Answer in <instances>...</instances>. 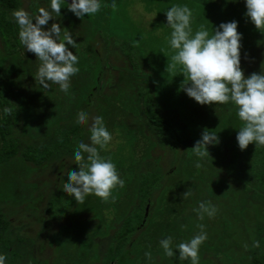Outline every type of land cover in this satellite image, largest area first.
I'll list each match as a JSON object with an SVG mask.
<instances>
[{"label":"rangeland","instance_id":"obj_1","mask_svg":"<svg viewBox=\"0 0 264 264\" xmlns=\"http://www.w3.org/2000/svg\"><path fill=\"white\" fill-rule=\"evenodd\" d=\"M37 1L39 0H35V3L29 9L28 3L30 1L23 0V8L32 14H36L41 7L39 3H36ZM45 1H48L47 5L45 4L42 7L50 10L51 0ZM116 3L120 6H118L119 11H117L116 19L113 22L93 18L92 16L84 21L71 19L70 22L67 21L66 15H64L63 20L55 22L59 23L61 28L64 29L65 27L71 32L73 39L77 42L73 49L80 51L82 58V60H78L77 65L80 72L71 77L68 93L61 91L57 84L49 82L50 87L45 89L36 81L35 75L40 61L34 53L27 52L28 54H26V50L22 48L19 49L18 53L12 55H0V64L8 74L10 64L19 66L22 65L24 59H27L29 65L32 66L33 73L30 78H27L28 81H23L22 93L24 92L25 98L31 94L35 97V94H33L35 89L38 92V88L41 87L45 95L43 99L47 100V103L41 98L37 101V103H42L43 111H40L37 105H29L26 119L27 127L25 126L27 132L24 129H17L18 132L16 133V136L22 140V147L25 148L30 143H43L54 139L52 137L55 136L52 133L54 122L58 118L65 117L68 114L71 115V112L76 113L71 115V117L76 118L80 111L88 112L90 116H102L104 117V124L113 139L108 145L107 151L101 150V156L111 158L121 179L125 181L124 188L118 187L113 192L117 197L115 202H110V204L107 202L106 204L94 194L89 195L86 197L83 206L79 207L77 205V208L74 207L70 221L62 219L53 224L58 226L53 239V245L58 255L55 264H94L101 251H98L97 246L94 245L93 235H97L98 232L103 234L102 227H106L110 223L108 220H104L101 227L98 229H94V227L90 230L89 222L80 214L84 212V209L78 213L79 210L85 206H90L94 208L95 216L102 221L104 217L107 218L109 213L113 215V220H120L128 210L130 211L131 207L138 205L137 187L146 185L147 180L145 181V178L149 175L151 179L154 178V175L145 169L148 166H152V169L155 168V163L159 160L158 157L156 159L157 150L164 147L167 151L165 159L170 160L169 163L172 165V167L168 166L167 171L173 167L176 168L173 173H169V175L172 174V181L169 178L167 186L160 191V195L162 194L160 200L163 204L165 203L166 210L162 214L157 213L148 233L144 237L137 238L134 242V249L132 250L134 256L126 264H189V260H179V252L176 246L198 234L200 231L197 227L198 224L205 225L204 231L208 237L200 247L199 253H201L202 247L217 249L221 246L217 249V255H206L207 258L209 256V259L213 258V262H216L222 256L225 257V250H228L230 256L227 257H231V264H253L255 260L257 264H264V255L261 254V252L264 253V242L259 247H252L253 242L258 241V238L263 236L264 239V180L260 178H264V146L256 147L255 143H252L246 150L242 151L236 139L239 128L242 126V121L237 115L236 106L231 102L228 104L201 105L181 89L185 78L180 73L179 66L171 72L166 71L168 57L170 63V57L174 54V50L169 44L172 30L167 25L166 10L173 5L180 4L175 0H116ZM68 4L63 1L61 7L63 14L71 12L68 10ZM233 10L235 12L240 11V9ZM53 15L55 17L56 14ZM10 18L13 19V17ZM195 18L194 15L192 22L194 31L199 28V25H197L196 29ZM224 20V16L213 14L210 17L209 24H206L210 34L222 22L239 21L233 17L227 18L226 22ZM54 21H57V19L50 20L45 28L50 27ZM76 21L78 24L75 28ZM66 22L68 23L65 24ZM8 27L12 28V31L19 30L17 24L0 23V36H2L5 46H7L3 54L15 51L11 44L15 40L12 35L9 38ZM84 27H86L85 30H83ZM238 32L242 34L241 68L246 76L253 72L259 73L261 65L264 63V49L252 45L251 39L253 37L248 36L247 26L244 22H238ZM109 36L112 40L108 43L105 38ZM262 41H264V38ZM73 49V53L76 54ZM96 50L100 51L105 58L108 52L110 54L108 60L113 64V68H126L127 73H130V75L125 74L123 77L121 75L122 71L117 73L112 68L106 69L104 71L105 77L103 76L104 86H100L99 79L103 72L104 63L100 58V54H94ZM123 73L126 72L123 71ZM151 75L154 77L149 78ZM158 83L160 86L156 87ZM3 84L5 83L3 82ZM165 84V90H163ZM4 90L5 92L10 91L8 84L7 86L5 84ZM79 91L81 95L77 94ZM66 94L67 96L71 94L72 97L70 99L64 98ZM7 95L8 93H6ZM11 98H13L12 95L8 97L9 100ZM13 100L14 103L10 107L14 111L12 114L16 117L18 116L19 103L15 99ZM26 100L31 101L30 98H26ZM140 100L147 102L150 100V104H147L144 108L146 109L145 113L138 112L136 108L135 101ZM152 101L156 103L155 109L160 108L164 111L163 114H165L167 120L162 122L168 126L166 134L179 133L180 130H183L181 126L185 130L187 126L191 131L187 136L185 134L182 136L180 147H178V142H172L177 141V136L175 138L171 136L169 141L165 134L161 142L160 137L154 133L156 131L154 130L155 126L151 125V112L154 110ZM123 102H126L124 108ZM111 108L112 110H109ZM113 108H116V110H113ZM123 109H126V111ZM178 109L180 110L179 113ZM3 112V108L0 107V115L3 116ZM111 115H114L113 119H110ZM172 123L174 126L170 127L169 130ZM43 125H46L45 130L42 129ZM205 129L217 133L219 143L209 145L210 155L200 159L193 153L192 147L195 146L197 140L202 139L201 134ZM84 131V142L89 143L88 125H84ZM41 132L47 136L37 137ZM29 137L36 139L33 141ZM0 140L3 144L4 141L1 136ZM75 146L78 147L76 144ZM172 146L171 151L169 147ZM65 158L66 163L62 169L55 167L61 172V175L62 173L65 175L72 169L78 170V168H71L74 165L78 167L74 162V156H65ZM148 158L151 160L147 161ZM198 160L202 165L200 168L194 166ZM53 165L54 163H51L50 167L44 170V166L39 167L34 163L18 160V158L0 163V211L3 212L2 206L8 207L4 212V219L8 216L7 213H10L12 222L18 225L17 222L23 218L22 215L24 214L25 217L27 215H25L26 210L20 211L16 207L28 209L34 207L33 204H35V206H39L35 208L42 209L38 215L41 220L39 222L42 223L41 226H46L47 217L44 210L48 206V201L49 209H52V212L50 211L51 216H60V211L65 210L62 205L64 203L59 204L57 200L55 201V196L50 200L47 196L50 185L57 180L56 176L60 174L55 172ZM144 170L146 171L145 174H143ZM158 173L162 175L164 171H157L155 176ZM254 175L255 177H253ZM142 179L143 182L145 181L144 184L141 183ZM213 180L215 181L213 182ZM229 180L230 183L228 184ZM214 183L226 191L227 201L232 205L230 212L233 217L225 209L221 194L218 198H215L217 200L216 204L211 203L217 209L213 217L205 215L203 220L197 219L195 217L197 212L193 210L189 211L184 217L189 207L201 200L202 193L216 196L212 192ZM227 184L230 185L229 191ZM186 191H190L191 195L184 198L182 194ZM220 191L221 189L217 190V192ZM240 191L242 194L244 193L242 199ZM8 198L13 201L8 205H3L2 200L6 201ZM9 207H13V209ZM103 207H116L117 209H110L106 213L104 212L106 209L102 211ZM43 218H45V221H42ZM52 222H50V225ZM62 224L64 225L62 226ZM242 228L245 230H240ZM18 229L19 235H15V237L0 233V242H11V246L16 249V254H18V250L26 249V244L23 245L29 242H26L25 235L31 234V231L25 232L22 228ZM169 236L173 238L172 247L176 253L171 258L164 254V250L160 246V241ZM22 237H24V242H20ZM226 237H232L236 239V242L229 243ZM112 239H115L114 236H112ZM58 240H62V242ZM119 243L123 244L122 242ZM225 244L228 245L225 246ZM245 245H248V247L245 248ZM116 249V242H109L104 252L105 263L111 261L112 255H114L112 251H116ZM120 250L121 248L117 249L118 252ZM146 252H151V259L145 256ZM28 255L33 254L28 253ZM12 256L11 253L8 255L10 258ZM46 264L48 263L46 262ZM218 264L223 263L220 261Z\"/></svg>","mask_w":264,"mask_h":264},{"label":"clouds","instance_id":"obj_2","mask_svg":"<svg viewBox=\"0 0 264 264\" xmlns=\"http://www.w3.org/2000/svg\"><path fill=\"white\" fill-rule=\"evenodd\" d=\"M62 3L63 0H51L50 10L40 7L36 14L18 8L12 12V17L18 25L21 45L40 61L36 81L45 89L50 87L49 82L57 84L61 91L68 93L71 77L80 72L78 56L69 47L75 48L76 41L67 28L62 30L59 23L54 22L45 28L55 18L54 13L61 14ZM67 7L77 17L84 18L86 14L91 16L98 13L102 4L100 0H72ZM111 7L117 9L115 0ZM246 8V16L258 30L264 32V0H246ZM166 17L167 25L172 30L169 44L174 50L170 63L168 57L166 71L171 72L179 66L185 78L181 89L199 104L231 102L236 106L237 115L242 121L236 139L242 151L252 143L256 147L264 146V63L259 73L245 75L241 68L242 34L238 32V22H222L211 34L204 24L194 31V14L186 4L171 6L166 10ZM3 111L11 115L13 109L5 107ZM76 123L88 125L90 142H79L74 152L78 170L72 169L67 173L68 182L64 183L63 191L73 196L78 204L84 203L86 197L92 194L104 202H115L117 197L113 192L118 187L124 188L125 181L111 158L101 156V150H108L113 137L102 116H90L88 112L80 111ZM201 135L202 139L196 141L192 151L204 159L210 155L208 146L218 144L219 137L208 129ZM194 166L200 168L202 165L198 160ZM182 195L187 198L191 192L186 191ZM193 211L203 220L205 215L213 217L217 209L210 201H202ZM197 227L200 229L198 234L176 246L180 261L189 260L190 264H199V250L208 237L204 231L205 225L198 224ZM172 244L171 236L160 241L164 254L169 258L176 254ZM252 247H259V241H254ZM145 256L152 258L151 252H146ZM6 260V254H0V264H6Z\"/></svg>","mask_w":264,"mask_h":264},{"label":"trees","instance_id":"obj_3","mask_svg":"<svg viewBox=\"0 0 264 264\" xmlns=\"http://www.w3.org/2000/svg\"><path fill=\"white\" fill-rule=\"evenodd\" d=\"M7 1H8V6H7L8 12L6 15V19L0 18V20H1L0 23L1 22H7L8 25H16V23L13 24V21L10 18L11 17L10 15H12L13 9L19 8V0H7ZM175 1L180 5L186 4L189 6V8L192 9L193 14L196 16V18H195L196 29H197V25H199V26L201 24H204L205 26H206V24L208 25L210 17L213 14L214 15L215 14L216 15H222V16H224L225 20L229 17H233L236 20H239L238 22L241 21V22H244L246 24L248 36L253 37V39H251L253 46L258 47L261 43H264V41L261 42V40H263V38H264V32H261L260 30H258L255 27V25L251 22V19L246 16V13L241 14V15L239 14L242 12H247L246 0H175ZM100 2H101V0H100ZM112 2H113V0H102L101 10L98 13L91 15V16L93 18L96 17L97 19H102V20H107V21L111 20L113 22L116 19V14H117V11H119V9L117 7L116 10H113L111 7ZM115 3H116V0H115ZM117 6H120V5L117 4ZM233 9H240V11L235 12ZM64 15H66L67 21H70V22L72 21L71 19L77 20V21H79V20L84 21L85 19L90 17L86 14L84 18H79L73 12H70L68 14L67 13L63 14V12L61 10V14L55 15V18L57 19V21H54V22H58L60 20H63V18H65ZM64 20H66V19H64ZM197 20H198V22H197ZM77 21H76L75 28L77 27V24H78ZM67 23L68 22H66L65 24H67ZM206 28H208V27L206 26ZM11 29L9 28V30H7V33H8L9 38H11V35H12V37L15 40V42L11 41L12 42L11 43L12 48H14L15 51H11V52L6 53V54L2 53L0 55H8V54L12 55L14 53H18L19 47L24 48L19 41V30L18 31H12ZM85 29H86V27H84L83 30H85ZM110 35H111V37H113L112 34H110ZM7 39H8V37H7ZM105 39H106V41H108V43H109V41L112 40V38H110V36L106 37ZM69 47H70V50L73 49V48H71V46H69ZM74 51L76 52L75 55L78 56V60H82L80 51H77V50H74ZM96 51H94L95 55H98V54L101 55L100 51H97V52ZM27 52L28 51H26V54H28ZM29 57H31V56L29 55ZM101 57H102V55L100 56V58ZM98 60H96V61H98ZM102 61L105 65L107 59L106 58H105V60L102 59ZM22 65L17 66L16 64H10L11 67H10V71L8 74L7 71H5L3 66H1V64H0V107H2L3 109L6 106L10 107L14 103L13 99L18 101V103H19V105H18L19 106L18 116H16L18 118L16 120L14 119L16 117H14L13 114L6 115L3 112L4 115L3 116H2V114L0 115V136L4 141V143L2 144L1 140H0V163L1 162H9L10 160H13V158H18V160H22L24 162H29V163H34L39 167L44 166V170H46L50 167L51 163L56 162V160H59L63 156H68V155L74 156V152L77 148L75 146V144L78 145L80 141H84V138H83L84 137V133H83L84 132V125L77 124L76 123L77 118L71 117V115H75L76 113L71 112V115L68 114L65 117L58 118L54 122V125L52 126V133L55 134V136L54 135L52 136V137H54V139L48 140V142H43V143H33V144L30 143L25 148H23L22 147V145H23L22 140L20 139V137L16 136V133L20 129L26 130L25 126L27 127V120L26 119L28 116V109L30 107L29 105L34 104V105H37V107L40 111L44 110L42 107V103H37V101L40 98L42 100H44L43 98L45 95H44V90L40 87V88H38V92H36V89H35V92L33 93V94H35V97L32 94L29 97H26V98H30L31 101L26 100V98L24 96V92L22 93L23 81H28L27 78L31 77L33 70H32V66L29 65V62L27 59H24V62L22 63ZM104 71L105 70H103V72L100 76V79H99V85L100 86H102L101 81L103 80V76L105 75ZM120 71H122L121 75L123 77L125 76V74H128L126 68H123ZM123 71H125L126 73H123ZM128 75H130V73ZM153 77L154 76L151 75L149 78H153ZM120 78H121V76H120ZM129 79H131V77H129ZM3 82L6 84V86H7V84L9 85L10 91L5 92V90H4L5 84H3ZM78 83L80 85V82H78ZM158 85L160 86V84L158 83V84H156V87ZM165 86H166V84L163 86V90H165ZM34 87H35V85H34ZM6 93H8L7 96H6ZM77 94L81 95V92L79 91V92H77ZM10 95H12L13 98H11L9 100L8 97ZM47 95H50V94H47ZM32 97H34V98L32 99ZM71 97H72L71 94H68V96H67V94L64 95V98H67V99H70ZM44 101L47 103V100H44ZM103 103H104V101H103ZM125 103L126 102H123V108L125 106ZM142 103H143V105H141ZM147 104H150V100L148 102L145 100L144 101L140 100L137 102L135 101L136 108H137L138 112H141V113H145L146 109H144V108ZM152 104H153L154 110L150 109V110H152V112H151V114H152L151 125L155 126L154 130H156V131H154V133H156L157 135L159 134L160 136L161 135L165 136L164 134H166V130H168V126H166L162 122V121L167 120L165 117V114H163L164 111H162L160 108L155 109L156 103L154 101H152ZM125 108H127V107H125ZM109 110H112V108ZM113 110H116V108H113ZM123 110L126 111V109H123ZM179 112H180V110L178 109V113ZM113 116L114 115H111L110 119H113ZM74 118H76V119H74ZM103 119H104V117H103ZM179 119L181 120V118H179ZM173 126H174V124L172 123V125L169 126V130H170V127H173ZM45 127H46V125H43L42 129L45 130ZM181 127L183 128V130L182 131L180 130L179 133L171 132L169 134H166L167 139H169V141H170L171 136H172V138H175L177 136V141L174 140L172 142H174V143L178 142L179 143L180 141H182L181 138L184 134L187 136L188 133H191V131L189 130V128L187 126H186V130L183 126H181ZM28 130H30V129H28ZM26 132H27V130H26ZM44 136L46 137L47 135H43V132H41V134H39L37 137H44ZM30 139L35 141L34 139H36V138H30ZM171 148H173V146ZM72 168H77V167H72ZM253 177H255V175ZM260 178L262 180H264V178H262V177H260ZM66 182H68V180H66ZM47 196H48V199L50 200L49 193H47ZM56 200L59 204L64 203L62 205H63V208L65 210L60 211V213H61L60 215L65 214L67 211L74 208L75 206L77 208V205L79 207L83 206V203L78 204L75 201L73 196H70L65 192H62L61 195L55 197V201ZM4 201L5 200H2V202H3L2 204L8 205L13 200L8 198L5 202ZM110 202L111 201H109V204H110ZM106 204H107V202H106ZM83 209L86 210V209H94V208H91L90 206H85V207L81 208L78 213H80V211H82ZM46 211L52 212V209L51 208L49 209V201H48V206H47ZM4 217H5L4 214H2L0 212V233H3V235L4 234L9 235L11 232L14 231V229L13 230L11 229L12 224L9 220V217L7 216L6 219H4ZM58 241L62 242V240H58ZM10 243L11 242H0V254H6V256L9 255L10 253L13 254V256L11 258L8 257V260H6V264H17L19 256L15 252L16 249L13 248ZM256 262L257 261L255 260V262L253 264H257Z\"/></svg>","mask_w":264,"mask_h":264},{"label":"flooded vegetation","instance_id":"obj_4","mask_svg":"<svg viewBox=\"0 0 264 264\" xmlns=\"http://www.w3.org/2000/svg\"><path fill=\"white\" fill-rule=\"evenodd\" d=\"M29 1L30 2L28 3V5H29L28 7L30 9V7L35 3L34 2L35 0H29ZM63 1H65V0H63ZM47 2L45 0H39L36 3H39V6L42 7V6H45V4L47 5ZM42 3H44V5H42ZM7 6H8L7 0H0V18L6 19V15L8 12ZM19 8H23V0H19ZM14 10L15 9H13L12 12ZM10 16L12 17V15H10ZM12 21H13V24H15V21L13 19H12ZM2 24H6V22H2ZM5 48H7V46H5V43L3 42L2 36H0V54L5 53V50H6ZM19 49L21 50L22 48L19 47L18 50ZM109 57H110V54H108V52H107V57H106L107 61H106L105 65H103V70L112 68V69H114V71H116L118 73L120 71L119 69H121V68L120 67L113 68V64H111V61L108 60ZM101 58L105 60V57L103 55ZM103 80L101 81L102 86H104ZM158 136L160 137V140L162 142V138L164 136L163 135L160 136L159 134H158ZM180 143L181 142L178 143V147H180ZM161 145H162V143H161ZM169 148H170L169 150L172 151V148L171 147H169ZM157 152H158L157 156H156V151L154 152L156 159L159 158V160L156 161L157 163H155V168L152 169L151 168L152 166L151 167L148 166V167H146V169L144 168L146 171H150L151 174L154 175V178L151 179L150 178L151 176L149 175V177L145 178V181L147 180L146 185H142V186L137 187L138 194H136V195L138 196V198H137L138 205L135 206V204H134L135 207H131L130 211L128 210L126 212V214L120 220H118V221L113 220V215L111 213H109L107 218L104 217V219L102 221L101 219H99L98 217L95 216L96 212L93 209H88V210L86 209V210H84V212L80 213V214H82V217H84V219L87 222H89L90 230L94 227H95L94 229H98L99 227H101L104 220H108V222L110 223L108 226L102 227V230L104 231L103 234H99L101 232H98L97 235H93V237H94L93 243H94V245L97 246V250L101 251V253L96 257L94 264H104L105 263L104 262V252H105V249L108 247L109 242H116L117 249L119 250V248H121V250L119 252L117 251V249H116V251H112V253L114 255H112L111 261L109 263H105V264H126L127 261H129V259H131V257L134 256V254L132 253V250L134 249V244H135L134 242L137 240V238L144 237L146 235V233H148V231L150 230V225H151V223H153L154 218H156L157 213L162 214L166 210L165 203L163 204L162 201L160 200V197L162 195V194L160 195V191L163 187L167 186L169 178L172 181V177H171L172 174L169 175V173H173L176 168L173 167L169 171H167V169L169 167H172V165L169 163L170 160L167 161L165 159L166 155H167V151H166L165 147L162 149L159 148L157 150ZM69 156L73 157L71 155H68L67 157H69ZM65 159H66L65 156H63V158L59 162H57L58 160H56V162H54V165H53L54 169H55V167L62 169L66 163ZM149 160H151V159L148 158L147 161H149ZM73 167H77V166L74 165ZM145 170L143 171L144 172L143 174H145V172H146ZM157 171L158 172L164 171V173L162 175L158 173L155 176V173ZM55 172L57 174H59V173L60 174L56 176L57 180H55L54 183L52 185H50V189L48 191V193L50 195V199L54 196L57 197V196L61 195V193L64 192L63 191V185H64V183H67L66 182L67 173L65 175H63V173H62V175H61V172H59V170L57 168L55 169ZM173 176H175V175H173ZM176 181H177V179H176ZM214 181L215 180H213V182ZM32 182H34V181H32ZM144 182L142 179L141 183L144 184ZM229 183H230V180L228 181V184ZM228 184L226 186H228L227 189L229 191L230 185H228ZM219 189H221V191L217 192V190H219ZM212 192H214L216 194L215 197L212 194L202 193L201 200L199 202L195 203L192 207H189V209H188L187 213L184 215V217L189 213V211L198 208L200 202H202V201H210L211 203L216 204L217 200L215 198H218L220 196V194H221V197H223V199H224L225 209L227 210L228 214L231 217H233L231 212H230V208L232 207V205H230V203L227 201L228 196H227L226 191H224L223 188H221L219 185L214 183L212 185ZM240 194H241V199H242L244 193L242 194V192L240 191ZM207 195H209V196H207ZM55 197H54V199H55ZM239 200H240V198H239ZM33 206L34 207H30L28 209H25V207H24V209L21 207L20 208L16 207L20 211L26 210L25 215H27L26 217L24 216V214L22 215L23 218H21L20 221L17 222L18 225L14 224V222H12V219L10 218L11 214L7 213L9 220L12 224L11 229L12 230L14 229V231L11 232L9 235H11L12 237H15V235H19V233H18L19 229L18 228H22L25 232L31 231L30 235H25L26 236L25 238H27L26 242H29V243H24V245H23V246H25V244H26V249L25 250H22V249L18 250L19 258H18L17 264H46V262L48 264H53V263L55 264L56 258L58 255H57L56 248L53 245V239L55 237L54 235L56 233V230L58 229V226H54L53 224L58 222L59 220H62V219H68L70 221V217L72 216V211L74 210V208L70 209L69 212H66L65 214L57 216V217L51 216L52 214L50 212L46 211V209H47L46 208L44 210V213H46L47 224H46V226H41L42 223L39 222L41 220L39 219L40 217L38 215L40 214L42 209H37L39 206H35V204H33ZM2 207H3L2 208L3 212H1V211L0 212L2 214H4V212L8 209V207H6V206H2ZM35 207H37V208H35ZM113 208L115 210L117 209L116 207H112V208L107 207V208H103L102 211L106 209L104 212L107 213L108 211H110V209H113ZM10 209H13V207H11ZM195 217L197 219H199L198 214H196ZM42 221H45V218H43ZM51 221H53V222L50 225ZM234 222H235V226H236L235 217H234ZM63 225L64 224H62V226ZM67 225H69V224H67ZM240 230H245V229L242 228ZM24 231H23V234L25 233ZM112 236H114L115 239H112ZM226 238H227V242H229V243L232 241L236 242V239H234L232 237H226ZM258 241H259V246H261V243L264 242L263 236H262V238H258ZM20 242H24V237L21 238ZM119 242H122L123 244L121 245ZM228 244H225V246ZM53 246H54V248H53ZM218 248H221V246H219ZM217 249L202 247L201 253H199V256H200L199 264H218L220 261L223 264H231V262H232V260L230 259L231 257L230 258L227 257V256H230V255H228V253L230 252L228 250H225V254H226L225 257L222 256L219 260H216V262H213V260H212L213 258L209 259V256H208V258L206 257V255H210V254H216L217 255ZM28 253H32L33 255H28ZM238 253H237V255H238ZM261 254L264 255L263 252H261ZM7 260H8V255H7Z\"/></svg>","mask_w":264,"mask_h":264},{"label":"crops","instance_id":"obj_5","mask_svg":"<svg viewBox=\"0 0 264 264\" xmlns=\"http://www.w3.org/2000/svg\"><path fill=\"white\" fill-rule=\"evenodd\" d=\"M258 47H261V49L262 48L264 49V43L263 44H260Z\"/></svg>","mask_w":264,"mask_h":264},{"label":"water","instance_id":"obj_6","mask_svg":"<svg viewBox=\"0 0 264 264\" xmlns=\"http://www.w3.org/2000/svg\"><path fill=\"white\" fill-rule=\"evenodd\" d=\"M66 2H68V3H71L72 2V0H65Z\"/></svg>","mask_w":264,"mask_h":264}]
</instances>
